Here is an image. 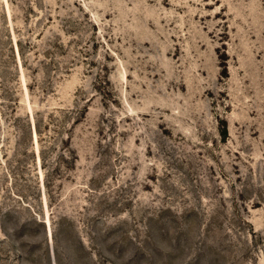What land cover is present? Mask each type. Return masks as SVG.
I'll return each instance as SVG.
<instances>
[{"label":"rangeland","instance_id":"374dc122","mask_svg":"<svg viewBox=\"0 0 264 264\" xmlns=\"http://www.w3.org/2000/svg\"><path fill=\"white\" fill-rule=\"evenodd\" d=\"M0 264H264V0H0Z\"/></svg>","mask_w":264,"mask_h":264}]
</instances>
